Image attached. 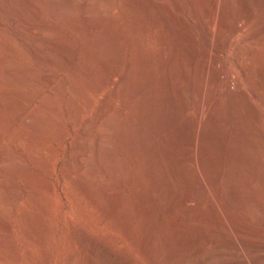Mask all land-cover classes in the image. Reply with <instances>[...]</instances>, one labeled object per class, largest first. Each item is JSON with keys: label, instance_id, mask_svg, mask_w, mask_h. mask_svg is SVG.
I'll list each match as a JSON object with an SVG mask.
<instances>
[{"label": "rangeland", "instance_id": "obj_1", "mask_svg": "<svg viewBox=\"0 0 264 264\" xmlns=\"http://www.w3.org/2000/svg\"><path fill=\"white\" fill-rule=\"evenodd\" d=\"M131 2L0 0V264H264V0Z\"/></svg>", "mask_w": 264, "mask_h": 264}, {"label": "bare ground", "instance_id": "obj_2", "mask_svg": "<svg viewBox=\"0 0 264 264\" xmlns=\"http://www.w3.org/2000/svg\"><path fill=\"white\" fill-rule=\"evenodd\" d=\"M124 1V4H123V13H124V19H125V21H126V23H132V21L134 20V13H133V3L131 2V0H123ZM136 1V0H135ZM220 1H224V0H219V2ZM45 2V1H44ZM135 3V2H134ZM42 4V3H41ZM220 4V3H219ZM218 4V5H219ZM135 6V5H134ZM218 8V7H217ZM218 12V11H217ZM234 12V11H233ZM250 18V17H249ZM112 20V19H111ZM253 20V19H252ZM249 24V23H248ZM250 25H252L251 23H250ZM246 26V25H245ZM253 26V25H252ZM113 27V26H112ZM227 27V26H226ZM230 28V27H229ZM228 28V29H229ZM250 28V27H249ZM252 29H253V27H252ZM209 30V29H208ZM238 31H240L239 29H238ZM209 32L211 33V31L209 30ZM242 34V33H241ZM209 35V34H208ZM240 36V35H239ZM122 38V37H121ZM128 39V38H127ZM132 38H130V40H131ZM127 42V41H126ZM128 42H129V40H128ZM134 43L135 42H133V45L129 42V49H128V55L129 56H127V57H129L128 59H129V62H128V64H127V75H130L129 73H130V71H132L133 70V67H134V65H133V60L134 59H137L136 61H134V62H137L138 61V50H137V48H136V51H135V49H134ZM237 43H239V42H237ZM98 44V43H97ZM149 44V43H148ZM232 44V43H231ZM145 46V45H144ZM162 46V45H161ZM235 46V45H234ZM263 46V45H262ZM136 47V46H135ZM164 47V46H163ZM209 47V46H208ZM264 47V46H263ZM151 49V48H150ZM253 49V48H252ZM243 51H244V49H243ZM242 51V52H243ZM241 52V53H242ZM247 52V51H246ZM248 52H249V54H251V56H253V54L251 53L252 52V50H251V52H250V50H248ZM135 53H136V55H135ZM213 54V53H212ZM247 54V53H246ZM261 54V53H260ZM237 55H239V54H237ZM264 55V54H263ZM135 56V57H134ZM146 56V55H145ZM246 55L244 54H240V56L238 57V59L236 60L237 61V63L238 64H242V62H243V59H244V57H245ZM254 57V56H253ZM257 58V57H256ZM261 58V60H263L264 61V57L262 56V57H260ZM111 59V58H110ZM116 59V58H115ZM161 59V58H160ZM204 59V58H203ZM212 59V58H211ZM210 59V60H211ZM236 59V58H235ZM246 59V58H245ZM112 60V59H111ZM162 61V60H161ZM255 61H256V59H255ZM254 61V62H255ZM102 62H104V61H102ZM120 62V61H119ZM256 62H258V61H256ZM259 63V62H258ZM109 64H111V63H109ZM135 64V63H134ZM165 64V63H164ZM259 64H261V63H259ZM119 65V64H118ZM207 65V64H206ZM258 65V64H257ZM242 66V65H241ZM261 66V65H260ZM263 66V65H262ZM108 67V66H107ZM165 67V66H164ZM243 67V66H242ZM255 68V67H254ZM117 69H119V68H117ZM263 69V68H262ZM135 71V70H134ZM134 71H132L131 73H134ZM249 70H245V69H243L242 70V72H243V74L245 75V77H251L250 76V74H249V72H248ZM108 77H107V81L109 82V81H111V80H113V78L116 76V74H115V70H114V68L112 67V68H110V69H108ZM195 74V73H194ZM217 74V73H216ZM122 75V74H121ZM121 75H120V77H121ZM127 75H125V76H127ZM132 75V74H131ZM130 75V76H131ZM133 76V75H132ZM217 76V75H216ZM129 77V76H128ZM210 78V77H209ZM219 78V77H218ZM123 79V77H121V82L123 81L122 80ZM131 79V78H130ZM228 79V78H227ZM125 80H127L126 79V77H125ZM202 80V79H201ZM216 80V79H215ZM248 80V79H247ZM129 81V80H128ZM232 81V80H231ZM230 80H227L226 81V86H224L225 87V89H226V91H229V93L231 92V90H230V86H229V83L231 82ZM248 81H250V80H248ZM253 81H251V83H252ZM254 83V82H253ZM119 84V83H118ZM256 84H258V86H260L259 88H264V71H262V73L258 76V78H256ZM129 85V84H128ZM254 85V84H253ZM257 86V87H258ZM120 85H118L117 86V88H116V92L118 91H120ZM258 90H260V89H258ZM239 92V91H238ZM124 93H126L127 94V92H126V89H125V92ZM125 94V95H126ZM242 94V93H241ZM124 95V94H123ZM203 95V94H202ZM248 96V95H247ZM122 97V96H121ZM125 98H128V96L126 95L125 96ZM220 99V98H219ZM247 99V98H246ZM129 100V99H128ZM210 100H211V98H210ZM126 101V103H128L127 102V100L125 99L124 100V102ZM130 101V100H129ZM123 102V103H124ZM225 104H226V102H225ZM204 106V105H203ZM240 107V106H239ZM242 107V106H241ZM203 107H202V104H200V105H198V110H199V112H200V116H199V118L195 121L196 122V125H197V132H198V134H197V136H201L202 134H203V132L201 131V128H202V126H203V124H205V115H203L202 114V109ZM209 108V107H208ZM127 109V108H126ZM248 109V108H247ZM205 110V109H204ZM208 110V109H207ZM229 110H230V107H229ZM128 111V110H127ZM233 111V110H232ZM243 111V110H242ZM209 112V111H208ZM222 112V111H221ZM230 113H231V111H229ZM128 113V112H127ZM211 113V112H210ZM209 113V114H210ZM219 114V113H218ZM245 114V113H244ZM228 115V114H227ZM21 118V117H20ZM23 118V117H22ZM220 123V122H219ZM128 126H126V128H127ZM128 129V128H127ZM196 130V129H195ZM202 138L204 139L205 137H203L202 136ZM195 143V142H194ZM193 148V147H192ZM197 150V149H196ZM191 154V153H190ZM195 154V153H194ZM193 154V155H194ZM193 158H195V157H193ZM166 166V165H165ZM136 184V183H135ZM232 264V263H231ZM234 264V263H233Z\"/></svg>", "mask_w": 264, "mask_h": 264}]
</instances>
